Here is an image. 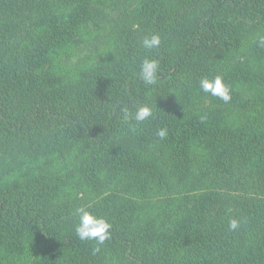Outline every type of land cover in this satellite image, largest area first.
<instances>
[{"label":"trees","instance_id":"obj_1","mask_svg":"<svg viewBox=\"0 0 264 264\" xmlns=\"http://www.w3.org/2000/svg\"><path fill=\"white\" fill-rule=\"evenodd\" d=\"M90 1L0 0V17L5 11L10 15L5 24L0 23V54L6 47L11 49L13 34L20 25L39 26V22L46 25L49 23L45 18L48 13L71 10L69 18L72 21L61 22L59 35L51 37L36 55L22 62L15 74L20 72L24 76L25 68L37 56L46 57L51 55V49H59L64 42L57 37L64 40L65 31L76 32L79 29V9H85ZM98 2L120 11L124 17L136 5L145 10L139 13L144 21L150 20L152 6L157 4V0ZM195 2L197 10L192 13L195 18L188 21L191 32L180 46L174 48L172 45L171 51H167L168 42L155 48L160 54L137 49L135 55H130L125 61L120 54L121 44L114 39V43L118 42L117 51L110 52L120 62L115 68L118 72L115 81L107 85L100 79L99 88L90 95L88 102L78 105L81 112L77 111L78 107H72L63 114L58 113L51 106L53 101L48 99L19 110L15 108V100L10 104L8 96L0 94V135L26 132L46 123L59 128L65 141L88 146L92 154L110 142L114 145L118 138L128 140V137L133 138L139 132H142L143 140L136 148L128 149L120 160L106 167L105 171H99L98 188L90 197L73 202L66 199L63 202V205H70L67 215L54 219L56 228L45 221L46 217L37 209V201H33L29 194L11 200L9 193L2 188L0 178V228L9 231L34 229L33 235L30 234L32 242L27 241V245L19 251L18 262L30 256L33 264H37L41 258L43 264H65L70 259L78 262L85 258L97 244L94 240L82 241L76 236L78 217L75 209L92 205L93 202V206L100 209L109 198L117 196L116 192H125L130 188L134 179L143 181L144 175L149 174L158 182L156 197H162L163 207L155 227L149 232H140L141 235L133 236L130 233V236H124L127 233L112 224L110 239L104 242L110 258L115 260L116 254L117 261L121 263L122 260L123 264H165L171 234L182 230L192 234L196 221L201 219L200 223L203 224L204 217L208 216L204 221V231L200 234L201 240L197 241L188 264H264V89L248 105L242 124L226 132L220 127L207 126L205 121L212 113L208 104L218 97L199 90V81L205 76L220 75L230 88L239 83V66H251L255 59L249 56V48L257 43L260 36H264V0ZM153 13L166 14L165 9ZM119 17L118 28L122 27L125 31L132 28L130 21L123 17L118 21ZM168 20L166 15L165 23ZM64 25H69V28ZM166 40L169 41L168 38ZM120 41L127 42L124 38ZM145 58L159 61L158 79L154 85H146L139 78L140 66ZM198 58H206L208 62L199 64ZM121 59L125 61L124 65ZM260 60H264V52ZM188 66L194 72L182 80L186 78ZM255 75L256 72L253 77ZM261 77L264 75L260 74ZM29 80L26 82L29 83ZM182 85L189 87L182 88ZM22 87H16L15 91ZM155 89L157 92L174 89L177 102L183 101L176 104L171 113L160 111V114H152L139 124L134 119L125 122L121 109L127 106L134 116L138 107L151 108ZM160 129L167 131L163 139L157 135ZM196 145L205 147L206 156L195 159V166L188 172L184 171L182 165L179 171L178 165H170L161 171L156 169L158 161L165 162L170 157L172 160L186 158L188 151ZM186 149L189 150L186 152ZM161 174H167L170 178L176 174L182 175V184L166 189ZM45 214L48 215L46 211ZM232 218L241 221V226L235 231L228 229V221ZM129 252L132 253L131 258ZM11 263L8 260L2 264Z\"/></svg>","mask_w":264,"mask_h":264},{"label":"rangeland","instance_id":"obj_2","mask_svg":"<svg viewBox=\"0 0 264 264\" xmlns=\"http://www.w3.org/2000/svg\"><path fill=\"white\" fill-rule=\"evenodd\" d=\"M98 1L91 0L85 9H79L77 23L79 29L76 32L65 31L64 40L57 37L64 42L59 45L60 48L51 49L49 56H37L32 64L25 68L24 76H21L20 72L15 74V71L28 57L32 58L36 55L40 47L47 44L51 37L59 35L61 22L72 21L69 18L71 10L48 13L45 18L49 23L46 25L39 22V26H19L13 34L11 49L6 47L0 54V94L7 95L10 104L15 100L16 109L25 110L35 106L40 100L48 99L53 101L51 106L58 113L63 114L72 107H78L77 111L81 112L79 106L88 102L90 95L99 88L100 79H103L107 85L115 81L118 74L115 68L120 62L114 53L110 52V50L117 51L118 42L115 44L114 39H118L121 44L120 54L125 61L130 55H135L137 49L141 52L160 54V51H155L156 49L146 50L142 47L143 39L153 34L160 36V46H165L169 42L167 51H171L172 45L174 48L180 46L190 34L188 21L194 17L193 11L197 10L195 0H184L185 3L183 0H157V4L152 6L153 12L165 9L166 14H154L150 11V20L144 21L139 14L145 11L143 8L135 5L124 17L120 11L100 5ZM5 12H2L0 17L2 24H5L10 17ZM166 15L169 20L165 23ZM118 17V21L121 17L130 21L129 25L132 28L127 31L122 27L118 28ZM64 27L69 28V25ZM122 38L127 42H121ZM263 52L264 47L258 46V43L249 48V56L255 59L254 62L251 66H239V83L231 87L229 102L225 103L218 98L208 104L209 111L212 110L205 121L208 127L215 129L220 127L226 132L229 128L242 124L248 105L264 89V77L260 79V74L264 75L262 72L264 60H260ZM125 61L121 59L122 65ZM202 61L208 62L206 58L197 60L199 64ZM186 71V78L182 80L190 77L194 69L188 66ZM255 72L256 75L253 77ZM20 85L23 86L22 89L15 91ZM183 87L189 86L182 85ZM152 99L153 115L160 111L171 113L179 103L174 89L170 92H157L155 89ZM182 101L180 100V103ZM201 128L205 129V126L201 125ZM62 135L59 128L48 126L46 123L26 132L0 135L2 188L9 193L11 200L29 194L33 201H37V209L46 217L45 221L53 225L56 217L67 215L70 204L63 205L66 199H71L73 202L90 197L98 188L99 171H105L106 167L120 160L128 149L136 148L143 142L142 132H139L133 138L128 137V140L118 138L114 145L110 142L101 150L93 151L92 154L88 146H83L79 142L65 141L61 138ZM204 156H206L205 147L196 145L182 160H172L170 157L167 161H158L155 165L159 171L170 165H178L177 171H179L182 165L184 171L188 172L195 166V159ZM161 175L166 189L182 184V175L176 174L171 178L167 177V174ZM144 177L143 181L134 179L125 192H116L117 196L109 198L100 209L93 206L94 202L84 207L94 215L104 217L111 224L117 225L121 231L127 233L124 236H130V233L137 236L140 232H149L155 227L163 206L162 197L160 195L156 197L157 180L149 174ZM94 197L92 194V198ZM207 219L208 216H205L204 221ZM200 221L201 219L196 221L192 234L184 230L171 234L167 243L168 251L164 257L165 264H188L190 255L196 249L197 241L201 240L200 234L204 231L205 223L203 221L201 224ZM54 227L56 228V225ZM33 233L32 228L13 231L0 228V264L8 260L12 261L11 264L17 263L19 251L27 245V241L32 242L30 234ZM107 250L108 246L103 244L99 252L85 253L87 257L85 255L82 260L74 262L70 259L65 264H123L122 260L121 263L117 261L116 254L115 260L110 258ZM128 256L131 258L132 253L129 252ZM31 257L22 258L18 264H33ZM35 257L33 253V258ZM37 264H43V259H39Z\"/></svg>","mask_w":264,"mask_h":264},{"label":"clouds","instance_id":"obj_3","mask_svg":"<svg viewBox=\"0 0 264 264\" xmlns=\"http://www.w3.org/2000/svg\"><path fill=\"white\" fill-rule=\"evenodd\" d=\"M258 46L264 47V36L258 38ZM161 38L159 35H151L145 37L142 41V47L146 50L159 48ZM159 70V61L156 59L145 58L140 66L139 78L143 80L146 85H154L157 83V72ZM199 90L203 93L210 94L213 97H218L225 103L231 100V88L224 82L220 75L214 77L205 76L199 81ZM123 119L125 122L134 119L137 124L148 120L152 116V109L148 106L138 107L134 116L130 113L127 106L122 109ZM157 135L163 139L167 135L166 129H160ZM75 215L78 217V223L75 227L76 236L84 240H94L97 247L95 252L100 251V245L110 239L112 224L104 217H98L88 211L86 207H78L75 209ZM241 226L239 219H229V231H235Z\"/></svg>","mask_w":264,"mask_h":264}]
</instances>
